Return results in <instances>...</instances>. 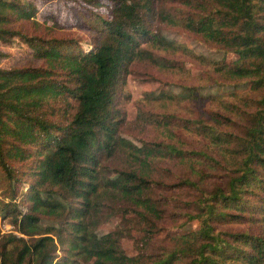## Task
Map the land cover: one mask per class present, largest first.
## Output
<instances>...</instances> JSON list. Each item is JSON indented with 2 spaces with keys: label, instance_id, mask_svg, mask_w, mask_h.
<instances>
[{
  "label": "trees",
  "instance_id": "16d2710c",
  "mask_svg": "<svg viewBox=\"0 0 264 264\" xmlns=\"http://www.w3.org/2000/svg\"><path fill=\"white\" fill-rule=\"evenodd\" d=\"M80 1L90 47L32 0H0V264H264V0ZM169 31L222 54L188 50L208 71L178 94L161 79L187 64L163 54L185 49ZM134 74L161 88L130 120ZM209 83L249 94L209 117L148 106L217 102ZM126 212L134 254L97 232ZM183 217L199 225L167 226Z\"/></svg>",
  "mask_w": 264,
  "mask_h": 264
},
{
  "label": "rangeland",
  "instance_id": "374dc122",
  "mask_svg": "<svg viewBox=\"0 0 264 264\" xmlns=\"http://www.w3.org/2000/svg\"><path fill=\"white\" fill-rule=\"evenodd\" d=\"M32 2L36 4L42 14L45 15L49 13H55L57 15V19L60 23L63 24V27L60 28L61 34H70L72 36L84 38V45L90 47V44L93 41L92 32L88 28L80 26L78 23L79 12L81 11L83 13H89L90 11L87 9L88 7L85 6L80 0H32ZM93 9L96 10L95 7ZM101 11L106 13L105 9H101ZM41 29L43 31V28ZM167 33L170 38L185 46L184 50H176L175 52L166 51L163 53L168 57H175L187 62V64L184 65L185 68L166 70L161 75V79L163 81L172 83V85L170 86L171 91L174 94H178L179 92H186L180 87L182 83L198 84L200 83L199 79L202 76L201 70L204 69L208 71V67H202V64L198 60L191 58V55L188 50L192 51L194 54H202L204 56H211L217 58H220L222 54L213 52L210 48L206 47L205 45H203V43L197 41L194 37L188 34L178 31H169ZM140 78L142 77L139 74H134V76H130L128 79V89L132 93V100L127 106L130 120H133L136 117L137 104H139V100L142 98L143 94L145 92H149L152 93L154 96H158L161 88L160 83L144 82ZM212 84L213 83L208 84V87L203 90V94L207 96L211 94L217 95L218 98L215 97L218 99H215L217 100V102L211 100L210 97H208V100L199 99L198 101L193 100L192 102H188L186 100L181 99L166 101L155 100L150 101L148 103V106L150 108L157 109L158 111L177 112L183 116H196L197 114H204L208 116L207 110L209 108H222L221 102H219L220 99L225 98L226 100H228V102H234L240 96H245L249 94L246 85H241L240 87H231ZM234 92L237 93V97L232 96ZM224 111H226V113H231L230 109H224ZM231 127L232 130L240 132L242 125L240 121H236L234 123V126ZM133 133L129 132L128 134L136 143H140V138L154 137L156 134L155 132H149L148 134L145 132L140 133L138 135L139 139H137L135 138V136H133ZM188 141L195 146H199L201 144L200 137L189 136ZM215 180L213 182H215ZM1 224L4 230L6 231L12 228V226L9 224L8 219L4 220L1 218ZM131 224V213H117L113 217L104 221L102 225L98 228L97 232L99 234H104L109 231L119 232L123 236V245L125 250L129 254H134V237H137L140 234L132 230ZM198 225L199 222L197 220L188 221L187 217H183L179 220V222L170 223L167 226H173L171 228H174L172 230L175 231H185L195 228Z\"/></svg>",
  "mask_w": 264,
  "mask_h": 264
}]
</instances>
